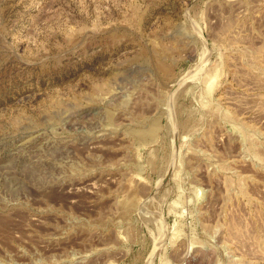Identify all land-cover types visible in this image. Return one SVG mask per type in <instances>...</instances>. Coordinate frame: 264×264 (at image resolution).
<instances>
[{
  "label": "rangeland",
  "instance_id": "rangeland-1",
  "mask_svg": "<svg viewBox=\"0 0 264 264\" xmlns=\"http://www.w3.org/2000/svg\"><path fill=\"white\" fill-rule=\"evenodd\" d=\"M0 264H264V0H0Z\"/></svg>",
  "mask_w": 264,
  "mask_h": 264
}]
</instances>
